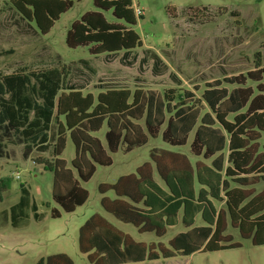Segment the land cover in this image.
<instances>
[{
  "label": "trees",
  "instance_id": "obj_1",
  "mask_svg": "<svg viewBox=\"0 0 264 264\" xmlns=\"http://www.w3.org/2000/svg\"><path fill=\"white\" fill-rule=\"evenodd\" d=\"M92 2L96 9L82 13L66 30L68 47L87 45L90 53L99 54L122 49L126 53L141 46L138 33L131 27L141 16L135 12L132 0ZM11 3L24 18L34 20L41 33H46L73 0ZM104 11H110L115 20H108ZM151 55L156 69L160 59ZM257 56L254 67L244 73L205 82L199 96L187 88H169L160 93L139 87H109L96 94L84 93L78 86L63 88L56 69L10 73L0 78V129L19 136L26 157L33 146L47 148V131L55 121L52 157L34 161L52 171V199L67 212L87 199L88 192L80 181L92 176L96 164H110L109 153L120 145L127 152L159 134L170 145H184L192 135L190 153L210 160L196 161L192 166L183 154L160 150L151 153L150 159L162 184L154 179L147 162L137 167L135 174L100 184L99 191L112 188L116 195L101 198L104 210L137 231L162 236L178 221L186 230L172 235L166 244L146 243L93 213L79 227L77 237L78 250L86 254L90 264L138 263L187 256L197 250L236 247L239 244L225 234L227 224L253 244H264V188L255 193L251 187L264 180V144L261 148L259 144L264 131V64L260 52ZM104 123L106 147L92 133ZM67 133L74 146L71 166L77 177L60 157ZM1 180L0 189L8 187ZM24 198L21 196L11 206L13 221ZM221 201L225 209L217 207ZM50 215L58 217L60 211L53 208ZM197 215L203 224H194ZM36 264L73 261L58 252L40 257Z\"/></svg>",
  "mask_w": 264,
  "mask_h": 264
},
{
  "label": "rangeland",
  "instance_id": "obj_2",
  "mask_svg": "<svg viewBox=\"0 0 264 264\" xmlns=\"http://www.w3.org/2000/svg\"><path fill=\"white\" fill-rule=\"evenodd\" d=\"M132 2L136 13L141 15L131 25L142 41L141 46L126 53L122 49L115 53L92 54L87 45L68 47L65 43L66 30L71 22L85 11L96 9L92 0H73V5L60 14L46 33L38 30L34 20L24 18L11 0H0V78L10 73L56 69L63 88L78 86L84 93L96 94L109 87L131 90L139 87L160 93L169 88L179 91L187 88L199 96L205 82L222 80L253 68L257 52H260L261 64H264V0ZM104 14L108 20H115L110 11H104ZM153 53L160 59L156 69ZM29 116L32 117L31 112ZM228 118L231 119L232 114ZM106 128L104 123L98 131L92 132L105 147ZM47 132V148L42 150L40 145L33 146L25 157L24 144L19 136L0 129L3 148L0 179L8 186L0 189V264H36L40 257L58 252L68 255L73 264H90L86 254L78 250L77 237L79 227L93 213H99L133 239L147 243L166 244L172 235L186 230L178 222L162 236L137 231L132 224L122 222L104 210L101 198L116 195L112 188L99 191V186L114 183L121 175L135 173L136 167L143 162L154 167L150 154L160 150L181 153L191 163L201 160V156L189 151L192 135L184 145H170L160 134L149 137L146 143L127 152L120 145L117 151L109 153L110 164H96L92 176L87 181H80L88 192L87 199L67 212L52 199V171L34 161L38 157H52L51 144L56 136L54 120ZM66 135L60 157L77 177L71 166L74 146L68 133ZM259 144L260 148L264 144V131ZM225 154L223 151L222 155ZM153 176L162 184L156 171ZM251 187L255 193L259 192L264 188V180ZM23 195V204L16 208L13 221L11 206L17 204ZM217 207L225 209L224 202H217ZM53 208L60 211V216L50 215ZM194 224L200 225L203 221L197 216ZM225 234L239 245L125 264H264V244H253L250 238L242 237L238 229L228 224Z\"/></svg>",
  "mask_w": 264,
  "mask_h": 264
},
{
  "label": "crops",
  "instance_id": "obj_3",
  "mask_svg": "<svg viewBox=\"0 0 264 264\" xmlns=\"http://www.w3.org/2000/svg\"><path fill=\"white\" fill-rule=\"evenodd\" d=\"M225 152H226V151H225ZM192 155H193V154H192ZM185 157H186L187 161H188L192 166H194V163H195L196 161H204L205 163H209V162H210L209 159H208V160H209V162H208V161H206L207 159L205 160V159H202V158H201V160H196L195 162L191 163V161L187 158V156H185ZM224 157H225V156H224ZM143 163H145V162H143ZM143 163H142V164H143ZM147 163L150 164L149 162H147ZM225 163H226V161H225ZM140 165H141V164H140ZM140 165H139V166H140ZM139 166H137V167H139ZM137 167H136V169H137ZM150 167H151V169H152V171H153V173H154V172H155V167H152L151 164H150ZM136 169H135V171H136ZM128 174H130V173H128ZM131 174H135V173L131 172ZM156 174H157V173H156ZM124 175H126V174H124ZM121 176H122V175H121ZM197 216H199V215H197ZM197 216H196V217H197ZM196 217H195V220H196ZM178 222H180V221H178ZM178 222H177V223H178ZM180 223H181V222H180ZM176 225H177V224H176ZM174 226H175V225H174ZM169 227H173V226H169ZM169 227H168V228H169ZM168 228H167V229H168ZM141 241H143V240H141ZM144 242H145V241H144ZM146 243H147V242H146Z\"/></svg>",
  "mask_w": 264,
  "mask_h": 264
},
{
  "label": "built area",
  "instance_id": "obj_4",
  "mask_svg": "<svg viewBox=\"0 0 264 264\" xmlns=\"http://www.w3.org/2000/svg\"><path fill=\"white\" fill-rule=\"evenodd\" d=\"M138 10V9H137ZM136 12V11H135Z\"/></svg>",
  "mask_w": 264,
  "mask_h": 264
}]
</instances>
